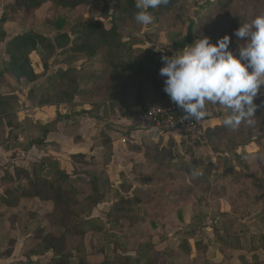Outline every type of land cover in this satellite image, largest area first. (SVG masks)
<instances>
[{
  "label": "rangeland",
  "instance_id": "obj_1",
  "mask_svg": "<svg viewBox=\"0 0 264 264\" xmlns=\"http://www.w3.org/2000/svg\"><path fill=\"white\" fill-rule=\"evenodd\" d=\"M1 1L2 16L5 1ZM117 1L85 0L86 4L74 10L47 4L36 13L34 26L50 37L56 33L57 20L66 21L67 30L100 19L109 27L103 13L106 9L112 13ZM228 1L184 0L163 19L153 15L154 21L148 26L127 20L119 33L126 42L124 50L132 48L134 53L125 60L136 61L140 52L147 49L164 56L181 54L183 49L177 43L187 38L192 21L195 28L190 44L202 35L211 37L213 43L231 35L230 48L238 54L244 41L232 33L264 12V0ZM4 29L11 38L21 33L24 26L8 22ZM3 44L0 40V69L5 59ZM110 52L102 47L92 58L59 51L51 57L43 54L32 57L41 76L38 87H48L47 78L58 71L76 69L81 73L78 80L84 88L69 103L39 107L37 103L45 98L34 97L29 107H55L57 114L52 120L57 115L67 117L61 123L81 119L87 132L90 125L97 130L89 141L92 148L87 150L86 158L71 156L62 162L50 157L60 162L71 176V183L85 193L80 199L92 195L88 181L94 174L99 175L100 190L106 196L104 203L92 211L87 209L85 222L80 223L81 235L66 230L63 243L70 264H123L128 257L136 259L139 251L152 254L156 264H264V87L254 101L258 105L254 126L242 124L237 131L224 127L213 132L212 127L224 125L225 112L215 110L204 119L214 122L202 132V141L186 144L169 134L153 131L147 122L135 117L137 104L142 100L147 104L171 101L162 92L163 87L156 88L164 86L165 78L155 74L132 81L108 62ZM135 82H144L146 86L141 89V84L138 87ZM24 87L27 98L34 84L26 83ZM17 90L19 114L24 92L19 87ZM12 91L13 84L9 82L0 87V94ZM52 101H58L56 92L52 93ZM40 117L43 119L42 114H35L25 119L26 129L38 122L45 123L38 121ZM138 131L144 132L137 134ZM36 133L40 135L37 130ZM134 135L139 140L137 145L132 143ZM114 137L124 147L125 156L112 163ZM95 148H101L102 152L94 153ZM194 158L196 167L204 173L198 178L188 172ZM31 166L28 170L32 173ZM47 173L49 170L40 171L43 176ZM247 176L256 177V182L237 184ZM217 182H221V195L209 189ZM10 188L16 189V184H10ZM51 208V203L36 199L23 201L16 210L0 207V264H51L55 254L44 252L48 240L43 241L42 233L60 236L64 231L57 220L47 216ZM77 225L79 220L68 222L73 232ZM216 229L222 232L217 234ZM227 233L229 237L225 236Z\"/></svg>",
  "mask_w": 264,
  "mask_h": 264
},
{
  "label": "trees",
  "instance_id": "obj_2",
  "mask_svg": "<svg viewBox=\"0 0 264 264\" xmlns=\"http://www.w3.org/2000/svg\"><path fill=\"white\" fill-rule=\"evenodd\" d=\"M5 6L3 8V14H0V40L5 43V55L8 59L3 62L0 71V87L5 83L4 77L10 75L15 81L20 84L25 81L29 84H34L28 92L27 99L30 103H33L34 97H43L44 101H39L37 106H47L52 104L69 103L83 90V85L78 80V75L81 73L76 69H68L58 71L53 77L47 78L48 87L37 86L40 79L32 57L34 54L48 55L49 57L55 55L57 51L64 53H78L85 54L87 57H94L100 48H107L111 54L108 56V62L112 63L114 69L126 77H131L134 81L136 77L147 79L155 74H159V70L164 66L162 63V53H157L151 49L143 50L140 52L136 61L129 58L125 60V57L134 53L132 48L128 51L124 50L126 42L123 41L121 34L119 33L120 26H123L127 20L135 21V14L138 11L135 7L136 0H118L112 13L107 9L103 13V18L109 21L110 26L106 25V22L102 19L94 22H82L73 28H66V21L57 20L55 23L56 33L53 37L45 35L42 31L38 30L34 26L36 13L45 5L52 4L65 9H77L78 7L86 4L85 0H4ZM184 0H169L166 5H160L156 9H150L153 15H157L160 19L165 18L170 12L177 9V6ZM235 0H229L232 3ZM239 1V0H237ZM3 1L0 0V4ZM1 9V8H0ZM8 22L17 23L24 26L22 32L10 40H6L7 35L4 29V25ZM188 35L184 41H179V45L184 49L187 44H190L193 39V33L195 28V22L192 21L188 25ZM45 69H48L47 63L43 64ZM141 89H144L146 84L141 82ZM139 82H135V85L140 86ZM137 87V88H138ZM162 86H156L161 88ZM136 87L133 88L135 90ZM56 92L58 101L53 103L52 93ZM146 92V91H145ZM164 92V91H162ZM147 93V92H146ZM47 97V100H46ZM161 101V102H158ZM147 101H140L137 104L139 107H151L165 105L167 102L163 100H157L154 102L146 103ZM20 103V99L17 95H3L0 94V123L6 122L8 126H15L14 120L16 118L17 107ZM263 105L260 106L262 108ZM78 114H83L82 111H78ZM67 120V117L57 115V118L49 122H38L33 126L32 138L29 147H44L46 144L47 136L49 133L56 130L57 125ZM224 125H218L211 128V131L215 132L224 128ZM36 130L40 133L38 136ZM213 138V137H212ZM215 140V138H213ZM170 152L171 158L172 152ZM86 158L84 154H75L72 159ZM194 163H190L188 166V172L196 167L197 159L194 158ZM184 162V161H181ZM33 169L32 173L28 169L15 167L13 173L7 172L3 178L0 179V207L16 210L25 200H39L43 203H51L52 208L47 213V216L57 220V224L63 228V233L60 236L53 234H45L44 236L45 249L44 252H54L55 257L51 264H70L68 253L64 247V240L66 237V230L69 234L75 232L81 235L80 223L85 222L84 216L87 215V209L91 210L97 207L99 204L104 203L106 196L103 191L100 190V178L99 175L94 174L88 181V185L92 187L90 196L85 199L79 197L85 193L79 191L78 188L71 183V176L61 168V164L58 160L52 158H45L39 163L31 164ZM43 169L49 170L46 175H41L40 171ZM245 180H240L237 184H251L250 181L256 182V177L247 176ZM259 180V179H258ZM222 182V181H221ZM217 182L210 186V192L216 191V194H223L221 184L223 182ZM221 183V184H220ZM10 184H16V189H11ZM220 188V189H219ZM227 189V185L224 187ZM218 192V193H217ZM18 194V195H17ZM219 196V195H218ZM83 207V208H82ZM46 216V217H47ZM73 219L79 220V225L75 227V231L68 226V222ZM216 233L219 234L222 230ZM43 232V231H42ZM225 234V233H223ZM230 236V233L225 235ZM264 242V236L262 238ZM62 242V243H61ZM201 247V244H198ZM123 264H156L154 256L148 251L138 252V257L133 259L132 257L126 258V262ZM245 264H248L247 262Z\"/></svg>",
  "mask_w": 264,
  "mask_h": 264
},
{
  "label": "clouds",
  "instance_id": "obj_3",
  "mask_svg": "<svg viewBox=\"0 0 264 264\" xmlns=\"http://www.w3.org/2000/svg\"><path fill=\"white\" fill-rule=\"evenodd\" d=\"M169 0H136L135 21L148 26L154 21L150 9L166 5ZM243 40L238 54L230 46L232 36L225 35L215 43L202 35L187 44L182 53L162 56L164 66L159 75L164 77V93L184 115L181 121L199 122L208 115L209 106L225 110L223 124L237 131L242 124H256L254 103L264 87V12L232 33ZM198 167L190 175L203 176Z\"/></svg>",
  "mask_w": 264,
  "mask_h": 264
},
{
  "label": "crops",
  "instance_id": "obj_4",
  "mask_svg": "<svg viewBox=\"0 0 264 264\" xmlns=\"http://www.w3.org/2000/svg\"><path fill=\"white\" fill-rule=\"evenodd\" d=\"M11 38H9L7 35V41ZM3 45H1V51L4 53L5 44ZM4 56V61H6L8 56H6L5 53ZM11 78L12 77L10 75H6L4 77L5 83L2 86H6L9 82L11 85L13 84V91L7 92L3 95L15 94L19 96L17 92L19 87L24 92L22 97V99H24V104L22 105L21 112L19 114L18 110L16 112L17 122H15L14 127L8 126L6 122L0 123V179L3 178L7 172H12L15 167L29 169L31 164L45 158L54 157L63 162L65 159L67 160L75 154L80 153L86 155L87 150L92 148V145L89 143V141H92V139L95 137L97 130L94 128V125H90V128L87 132L85 127L82 126L84 121L81 119H78L76 122L70 124L60 122L57 125L56 130L48 134L45 147L38 148L35 146H28V142H30L32 138H30V135L32 136V132L30 133V130H32L33 126L26 129L27 126H25V119L33 115L35 116V114H42L43 119H41V117L37 119H39L38 121L46 122L47 120H52L57 114V111L56 108L52 106L42 109L30 108L29 101L25 97L26 91H24V86L27 82L22 81L20 84H18L14 78ZM215 110H223V112H225L222 107L210 105L208 109V115L206 117L212 116L214 113H216ZM206 117L204 119H206ZM204 119L197 122V129L201 132L207 130L214 122L213 119L209 121H204ZM152 130L156 132L155 129ZM143 132L144 131H138L137 134H141ZM77 136H79L80 139H78ZM132 138L135 140L137 135L132 136ZM112 140L115 154L112 163H114L116 159H121L122 156H125V152L124 147L119 143V141H117V139H115V137ZM132 143L137 145L139 144V140H135ZM97 151L102 152V149L95 148L94 153H97Z\"/></svg>",
  "mask_w": 264,
  "mask_h": 264
},
{
  "label": "built area",
  "instance_id": "obj_5",
  "mask_svg": "<svg viewBox=\"0 0 264 264\" xmlns=\"http://www.w3.org/2000/svg\"><path fill=\"white\" fill-rule=\"evenodd\" d=\"M184 113L169 101L165 105L139 107L135 109V117L147 122L160 133H166L183 143L202 141V132L197 129V122L181 121Z\"/></svg>",
  "mask_w": 264,
  "mask_h": 264
}]
</instances>
